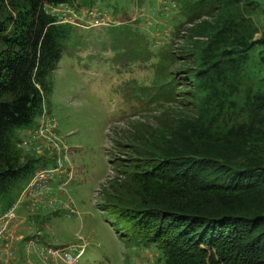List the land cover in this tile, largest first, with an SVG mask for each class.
<instances>
[{"label":"trees","instance_id":"trees-1","mask_svg":"<svg viewBox=\"0 0 264 264\" xmlns=\"http://www.w3.org/2000/svg\"><path fill=\"white\" fill-rule=\"evenodd\" d=\"M76 1L92 7L0 0V212L40 168L16 130L37 127L73 39L47 7ZM173 1L185 19L157 73L169 103L116 141L102 208L163 264H264V3Z\"/></svg>","mask_w":264,"mask_h":264},{"label":"rangeland","instance_id":"rangeland-1","mask_svg":"<svg viewBox=\"0 0 264 264\" xmlns=\"http://www.w3.org/2000/svg\"><path fill=\"white\" fill-rule=\"evenodd\" d=\"M174 2L91 0L71 19L73 39L45 97L56 139L31 136L41 159L36 171L53 169L60 150L61 166L47 184L37 178L16 190L0 212V264H163L155 243L126 234L103 210L102 189L117 175L116 141L130 123H152L169 103L157 73L185 19ZM24 130H16L17 139Z\"/></svg>","mask_w":264,"mask_h":264},{"label":"built area","instance_id":"built-area-1","mask_svg":"<svg viewBox=\"0 0 264 264\" xmlns=\"http://www.w3.org/2000/svg\"><path fill=\"white\" fill-rule=\"evenodd\" d=\"M85 8L86 7H79L78 2L76 1V2H72V5L67 4V3H60L57 6H48L47 11L50 13V15L55 17L57 23H59V24H72L71 19L75 18L78 15L77 10H81V9H85ZM87 12H89V11H87ZM91 12H93V11H91ZM96 13H99V16H103V14L100 12H96ZM94 17H95V23H98L100 20L99 19L100 17L99 18L96 17L95 14H94ZM55 128H56V122H55L54 118L51 117L50 114L47 113V111L43 110L37 127L26 129L23 136L20 138L18 145L25 150H28L29 148L33 147V149H35V151H36L37 146H35V147L33 146V143H32L33 139L31 136H34L37 133L40 136V135H43L42 134L43 132H49V139L54 141L56 138H55L52 130H54ZM61 151L62 150H60V153L58 154L57 161L55 160V164H54L55 166L51 167L53 169L43 168V169L36 171L35 175L31 179V181L38 178L43 182V184H45V183L47 184L50 177H51L50 175H52V173L55 172L53 170H56V168L59 167V165L61 166V162L59 159V157L61 156ZM3 215H4L3 213H0V220L3 219ZM69 258H71V257L69 256Z\"/></svg>","mask_w":264,"mask_h":264}]
</instances>
